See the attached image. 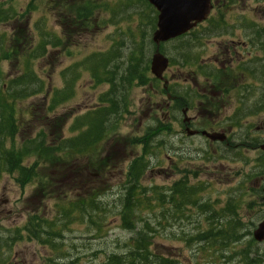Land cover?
Here are the masks:
<instances>
[{"label":"rangeland","instance_id":"rangeland-1","mask_svg":"<svg viewBox=\"0 0 264 264\" xmlns=\"http://www.w3.org/2000/svg\"><path fill=\"white\" fill-rule=\"evenodd\" d=\"M128 1L0 0V11H13L18 16L10 23L0 24V33L7 39L11 35L19 39L25 37L19 48V57L1 64L0 69L5 76L1 82L6 84L19 76L27 64L34 77L44 84L40 94L18 104L24 116L23 138H32L35 132L41 131L46 115L49 116L48 121L63 123L59 129L62 138L76 137L80 132L75 126L76 119L87 108L96 106L99 95L105 93L109 86L111 88L110 83L92 84L89 71L93 70L96 80L101 81L103 70L100 65L104 59H110L108 69H113L114 76L116 70L121 71L133 61L132 58L136 59L139 50L141 69L150 61L152 31L147 23L153 14L144 5L132 4L134 0L127 4ZM226 1L231 5L229 11L224 9L213 13L215 18L223 19V23L211 25L205 22L183 40L194 43L196 63L190 67L188 64L179 66L178 44L169 42L163 45L165 55L175 60L165 77L170 79L175 91L192 103L189 117L202 115L203 105L192 98L197 93L194 85L203 83V77L195 78L193 74L196 65L199 63L203 68L204 63L211 64L218 47L224 50L228 36L242 35L239 21L242 5L256 6L253 0ZM121 4L125 13L120 11ZM77 9L85 10L88 20L75 18L73 12ZM233 14L236 16L235 24L231 19ZM46 33L54 36L59 45H47L44 57L30 63L26 56L28 47L36 45L43 35L48 40ZM30 36L34 40L28 39ZM54 38L51 37V41ZM213 69L208 66L206 71L216 73ZM146 74L151 76L149 70ZM113 81L117 84L119 76ZM120 84L127 87L122 89L127 113L116 121L118 127L110 132L107 139L97 145L93 156L81 158L78 167L57 169L32 155L25 165L37 166L38 179L21 185L13 175L3 173L0 177V264H104L111 254H125L128 250L126 245L130 239L136 238V230L141 226V223H136L135 230L125 229L119 216L128 187L126 169L131 159L141 153L139 148L130 146V140L145 133L150 134V147L146 156L147 167L139 184L149 196L150 204L140 211L134 210L129 219H144L155 230L149 234L150 250L174 264H246L249 259L250 264H264V242H250L252 231L264 217V203L259 198L244 195L248 189L252 190L254 178L264 165V156L246 147L251 139L244 137L243 130L237 126L231 128V142L244 145L237 149L211 145L201 136L180 134L176 124L171 125L170 132H160V121L164 123V120L159 109L164 107L165 96L149 92L151 88L148 85L138 86L135 82ZM46 90L49 97L44 94ZM53 97L55 103L64 101L55 104L51 113L47 111V104ZM236 106L235 99H232L222 106L224 110L214 114L215 118L213 114L210 117L224 121ZM87 121L85 117L84 124ZM174 122L171 120L169 123ZM193 128L199 130L197 125ZM44 131L48 136L46 143L52 141L55 137L52 129ZM99 162L107 164L101 172L94 169ZM88 163L91 164V173H99L93 181L83 171ZM48 178L52 181L48 194L42 188L41 193L35 195ZM181 184L200 187L198 203H207L210 210L200 213L189 207L184 211L181 203L172 202L169 196L178 187L176 185ZM152 192L162 193L164 197L158 202ZM92 195L100 203L99 210L88 209L82 218H75L71 223L67 221L61 238L52 236L44 225L36 228L37 238L29 233L39 225L40 219L51 221L58 218V203L73 202L76 198L85 202ZM228 219L237 223L235 236L222 234L225 238L216 237V242L210 246L194 244L192 236L198 232H216Z\"/></svg>","mask_w":264,"mask_h":264},{"label":"trees","instance_id":"trees-1","mask_svg":"<svg viewBox=\"0 0 264 264\" xmlns=\"http://www.w3.org/2000/svg\"><path fill=\"white\" fill-rule=\"evenodd\" d=\"M129 2L132 1L129 0L127 4H129ZM135 3L144 5L145 9L153 14L147 23L149 29L153 31L155 29L156 12L144 0H134L132 4ZM122 7L123 5L121 4L120 11L124 12ZM82 10L83 9H77L73 12L75 18L78 20L87 19V13L84 12L85 10L82 12ZM17 17V14L15 12L13 13V11H0V24L3 25L5 23H10L12 19ZM208 21L210 22L211 18ZM193 32L194 31H191L186 35L172 41L178 44V47L176 48L178 50L177 55L178 58L181 59V62L178 61L179 66H186V64H188L190 67L198 60L197 53L192 47V44L194 43H192V41H183L184 38L191 36ZM51 37L54 38V36H51L50 33H46V38L48 40H46L45 36L43 35L41 36V40L37 41L36 45H28L31 47V49L28 47L26 56L30 60V63L35 59L44 57V51L46 50L47 45L52 47L59 45L55 38L53 41H51ZM30 38L32 37L30 36L28 39ZM32 40H34V38H32L31 41ZM24 41L25 37L19 39L11 35L7 39L5 34L0 33V66L3 62H12L19 57V48H21V46L24 44ZM139 51L136 59L132 58L131 60L133 61H130L121 71L116 70L114 76L113 69H108L110 68L111 60L104 59V62L101 63L100 67L103 70V79L101 81L105 80L106 82L110 83V91L100 95V105L98 107L76 119L75 126L77 129H80L81 132L74 138H62L59 134V129L63 123L55 122V124L53 121H51V119L48 121L47 118L49 116L47 115L45 120L42 122H45L43 127H40L41 131L35 132V136L32 138H23L22 132H24V127L22 125V119L24 116L22 115V109H18L21 108L18 107V104H20V101L23 99L40 94L43 90L44 84L42 81H39L34 77L33 73L31 72V67H28L27 64L26 66H23L22 72L19 76L11 79L6 84L1 82L5 76L2 75L0 69V177L3 173L13 175L17 182L21 185L38 179V171L36 170L37 166L35 164L30 166L25 165L26 160L32 155L43 159L44 164L50 167H56L57 169H65L67 167L71 168L72 166L78 167L80 164V159L83 157L82 154L85 152L84 150L93 147L98 141H101L108 132L117 126L116 121L121 119L124 113H127L126 104L125 101H123L124 95L122 92V89H126L127 87H124L120 83L123 82L127 85H131L133 82H135L138 86L151 84V87L156 89V81L154 79L148 78L146 74L149 61L147 64L145 63V66L143 67L144 69H141L140 65L138 64L140 56ZM160 51L165 54L163 46L160 47ZM174 63L175 60L171 58L170 65L172 66ZM116 67L118 66L116 65ZM196 67L199 69V72H196L197 68L194 69L195 72H193V74L195 77L197 75H201L206 80H209L208 78L211 77L217 79L219 83H223L222 78L225 77L226 81L230 80V83L228 84L234 83V77L228 72L214 74L204 70L206 67L202 68L198 64ZM90 71L92 74H94L93 70ZM117 76H119V82L115 84L113 80ZM93 77L95 76L93 75ZM111 79L112 81H110ZM167 90L172 92V94H174L176 97L178 96L172 86H169ZM47 92L48 91L46 90L44 94L48 95ZM64 92L65 90L61 92L60 96H62ZM161 92L163 91L161 90ZM63 101L64 99L58 100L55 103L53 98H50L47 104V111L52 113L55 109V104L62 103ZM103 104H108L109 106L105 107ZM85 117L88 118L86 124H84ZM45 129H52V133L55 135V139L53 138L52 141L48 143L45 141V139L48 137L44 131ZM149 143L150 139L148 134L145 137L138 138L134 141L135 146H141L140 148L142 154L135 157L128 165L126 171L128 187L126 189V195H124L122 200V208L119 215L120 222H122L125 229L135 230L136 223L137 225L141 223V226H139V230H136V238L130 239L129 244L126 245L128 249L126 253L122 255L111 254L106 258L104 264H174L173 261L158 256L150 250L149 234L154 233L155 230L149 227V223L141 218H135L134 220L129 219L131 216H133L132 213L134 210L140 211L150 204L149 196L145 193L144 188H142L139 184L147 167L146 156H148L149 152ZM104 166H106V163L99 162L97 168L101 169ZM61 178L62 177H60L59 180H61ZM94 178L95 177L93 176L88 177V179L91 181H93ZM55 180H57L56 177ZM44 182L45 185L43 187L40 186V190L35 195L40 194L42 188V190L47 191L48 194L49 188L52 186V181L50 178H48L45 179ZM176 186L178 187L169 197L172 202L178 201L181 203V210L187 209L189 207L197 209L200 213L210 210V206L207 203H198L200 198L198 197V193L201 191L200 187L186 186L184 184ZM152 194L156 195L155 199L158 202L164 197V194L162 193L152 192ZM99 206L100 203H98V200H96L95 196L93 195L92 197L89 196L85 202L83 200H79V198H76V201L73 202L70 200L65 203H58V218L51 221L40 219L41 224L39 223V225H36L34 230H30L29 233L37 238L35 235V232L37 231L36 228H41L44 225L49 229V232L52 236L55 238H61L67 221L70 220L71 223L72 220H75V218H82L88 209L97 211L99 210ZM212 212L214 213V211ZM89 218L91 220L92 216L89 215ZM237 229L238 227L236 221L233 219H228L220 229L216 230V232H198L191 238L194 241V244L210 246L213 245V241L216 242V237L225 238L222 236V234H230L231 236H235ZM141 235L147 237V239ZM250 242L253 243L252 240H250ZM51 245L53 247L56 246V244ZM250 262L251 260L249 259L246 264H250Z\"/></svg>","mask_w":264,"mask_h":264},{"label":"flooded vegetation","instance_id":"flooded-vegetation-1","mask_svg":"<svg viewBox=\"0 0 264 264\" xmlns=\"http://www.w3.org/2000/svg\"><path fill=\"white\" fill-rule=\"evenodd\" d=\"M253 1L256 3L255 7L244 3L240 11L239 21H241L242 35L228 36L229 39L224 45V50L218 47L211 58V64L215 66V70L223 69L224 72L230 73L234 77V83H217L215 80L214 84H210L207 83L209 80L204 79L202 84L194 85L193 89H196L198 96L197 103L203 105L202 115L199 114L196 117L188 116L190 107L182 101L179 95L176 97L171 92H164V107L161 106L159 109L164 120V123L161 122L163 131L170 132L173 128L171 125L176 124L179 126V133H184L186 136L188 135L187 129L196 131L197 134L194 136H200L202 131L222 132L225 134V141L210 144L236 148L237 145L230 143L232 134L230 128H223V120L214 119L215 113H220L221 109L224 110L222 106L235 99L238 106L231 113L232 117L236 111L240 112V123L245 132L250 133V136L259 142L255 151H258V147L264 144V0ZM235 18L234 14L231 15L233 23H235ZM184 111L190 118L187 123L183 122ZM211 114L214 118L210 117ZM225 118L230 120V116ZM257 118L260 120H256ZM168 120L175 122L169 123ZM200 124L201 126H199ZM195 125L199 130L192 129ZM84 171L87 176V164L84 166ZM253 183L252 190L248 189L244 195L259 198L264 203V170L257 173Z\"/></svg>","mask_w":264,"mask_h":264},{"label":"water","instance_id":"water-1","mask_svg":"<svg viewBox=\"0 0 264 264\" xmlns=\"http://www.w3.org/2000/svg\"><path fill=\"white\" fill-rule=\"evenodd\" d=\"M156 11V30L152 34L155 52L150 59V72L158 80H163V73L168 67V58L159 52V45L179 37L207 19L212 9L211 0H146ZM167 82L164 81V85ZM184 121H188L187 118ZM189 134L194 132L189 131ZM211 141H223V134L202 132ZM261 150L264 151V145ZM257 242L264 240V219L253 231Z\"/></svg>","mask_w":264,"mask_h":264}]
</instances>
